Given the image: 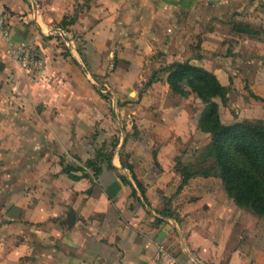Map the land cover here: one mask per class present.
Listing matches in <instances>:
<instances>
[{
    "label": "rangeland",
    "instance_id": "374dc122",
    "mask_svg": "<svg viewBox=\"0 0 264 264\" xmlns=\"http://www.w3.org/2000/svg\"><path fill=\"white\" fill-rule=\"evenodd\" d=\"M234 1L240 4L229 7ZM80 5L73 14L59 18L64 28L78 18L84 8ZM197 9L190 15L181 13L175 20L166 21L163 28L146 32V36L143 28L137 27L111 38L109 45L116 52L124 39L130 43L146 37L141 42H148L149 47L134 63L132 57L124 59L126 71L121 69L117 80L107 78L117 66L116 58L105 73L90 74L89 83L108 111L105 119L97 120L90 130V141L96 145V167L89 172L92 175L84 168L87 161L79 164L72 160V166L93 186H100L107 177L104 170L110 171L111 183L135 184L138 190L131 195L136 204L154 223L168 224L203 260L213 264L230 263L232 259L237 264H264V214L238 205L219 176L201 175L216 165L209 150L213 134L201 124L208 107L217 109L225 125L264 120V0L208 2ZM217 25L219 30L215 31ZM210 30L216 34L206 38ZM174 62H189L211 71L226 87L224 96L204 102L196 91L202 82L172 68ZM84 69L89 71L86 63ZM123 73L136 78L125 80ZM3 157L2 153L0 159ZM1 173L0 187L5 188L9 180ZM134 177L147 188L139 187ZM19 183L26 184L24 180ZM6 229V235H0V253L23 242L14 229ZM23 230L27 251L19 257L21 264L87 262L71 256V246L57 237V232L71 230L67 224L30 223ZM42 231L47 233V240L39 238ZM92 260L88 263L97 262Z\"/></svg>",
    "mask_w": 264,
    "mask_h": 264
},
{
    "label": "crops",
    "instance_id": "0c3cea01",
    "mask_svg": "<svg viewBox=\"0 0 264 264\" xmlns=\"http://www.w3.org/2000/svg\"><path fill=\"white\" fill-rule=\"evenodd\" d=\"M218 1L228 0H88L86 5L84 0H0V13L9 14L7 35L0 30V156H6L0 159V170L9 180L0 187V235L9 228L23 238L21 244L3 248L0 255L6 259L0 263L21 264L19 257L27 251L23 229L36 223L70 226L57 237L71 246V256L87 260L83 264L92 259L97 261L93 264H213L185 246L168 224L147 216L131 195L138 190L135 184L111 183L110 171L104 170L107 177L93 186L72 164L95 159L90 130L108 111L89 83L90 74L105 73L116 58L107 78L117 80L121 69L126 71L124 59L132 57L134 63L149 47L141 42L146 37L130 43L124 39L116 52L111 38L137 27L146 36L181 13L190 15L202 4ZM77 5L83 10L64 28L59 18L73 14ZM22 40L39 45V71H23L6 53L10 42ZM84 168L92 175V167ZM70 213L75 216L72 225L66 222ZM38 236L47 240L44 231Z\"/></svg>",
    "mask_w": 264,
    "mask_h": 264
},
{
    "label": "trees",
    "instance_id": "16d2710c",
    "mask_svg": "<svg viewBox=\"0 0 264 264\" xmlns=\"http://www.w3.org/2000/svg\"><path fill=\"white\" fill-rule=\"evenodd\" d=\"M239 4L234 1L229 7ZM171 66L179 72L183 70L194 75L202 82L196 91L204 102L207 103L214 96H224L226 87L211 71L189 62H174ZM201 124L213 134L209 150L216 158V165L201 172V175L219 176L226 192L238 205L264 214V120L237 121L225 125L220 122L217 109L208 107ZM86 163V166L96 167L94 159ZM134 178L137 185L143 188L142 183Z\"/></svg>",
    "mask_w": 264,
    "mask_h": 264
},
{
    "label": "built area",
    "instance_id": "2783aa9c",
    "mask_svg": "<svg viewBox=\"0 0 264 264\" xmlns=\"http://www.w3.org/2000/svg\"><path fill=\"white\" fill-rule=\"evenodd\" d=\"M9 14L7 11L0 13V30L6 36L5 27ZM6 53L27 72L32 73L43 68V59L40 54V47L35 41L22 40L17 43L10 42L6 48Z\"/></svg>",
    "mask_w": 264,
    "mask_h": 264
},
{
    "label": "water",
    "instance_id": "95a60500",
    "mask_svg": "<svg viewBox=\"0 0 264 264\" xmlns=\"http://www.w3.org/2000/svg\"><path fill=\"white\" fill-rule=\"evenodd\" d=\"M74 214L73 213H70L69 216H68V219L66 220V222L69 224V225H72L74 223Z\"/></svg>",
    "mask_w": 264,
    "mask_h": 264
}]
</instances>
